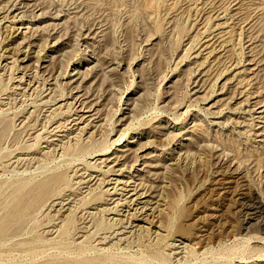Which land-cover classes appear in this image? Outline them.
I'll return each mask as SVG.
<instances>
[{
  "label": "rangeland",
  "instance_id": "1",
  "mask_svg": "<svg viewBox=\"0 0 264 264\" xmlns=\"http://www.w3.org/2000/svg\"><path fill=\"white\" fill-rule=\"evenodd\" d=\"M0 218V264H264V0H0Z\"/></svg>",
  "mask_w": 264,
  "mask_h": 264
},
{
  "label": "bare ground",
  "instance_id": "2",
  "mask_svg": "<svg viewBox=\"0 0 264 264\" xmlns=\"http://www.w3.org/2000/svg\"><path fill=\"white\" fill-rule=\"evenodd\" d=\"M14 16V15H13ZM21 28V27H20ZM26 30V29H25ZM23 37V36H22ZM21 42V41H20ZM23 50V49H22ZM55 50V49H54ZM25 51V50H24ZM24 54V53H23ZM24 56V55H23ZM19 57V56H18ZM17 57V58H18ZM47 58V57H46ZM49 60V59H48ZM82 66V65H81ZM76 68V67H75ZM76 73V72H75ZM77 73H78V71H77ZM22 76V75H21ZM29 79V78H28ZM78 83H79V81H78ZM78 95V94H77ZM76 99V98H75ZM60 106V105H59ZM90 115V114H89ZM88 116V115H87ZM79 117V116H78ZM84 117V116H83ZM81 118V117H80ZM90 118V117H89ZM86 120V119H85ZM83 121V120H82ZM22 122V121H21ZM87 122V121H86ZM85 124V123H84ZM88 124V123H87ZM47 146V145H46ZM210 147V146H209ZM137 148H139V147H137ZM138 151V150H137ZM171 153V152H170ZM172 156H173V154H172ZM31 157V156H30ZM178 156H176V158H177ZM136 158V157H135ZM174 158H175V156H174ZM16 159V158H15ZM36 159V158H35ZM104 158H102V160H103ZM106 161V160H105ZM36 162V161H35ZM100 162H102V161H100ZM114 163H115V160H114ZM132 163H135V162H132ZM170 163V162H169ZM168 163V164H169ZM174 163V162H173ZM176 163H178V162H175V165H176ZM170 164H172V163H170ZM118 165V164H117ZM130 165V164H129ZM133 164H131V166H132ZM178 165V164H177ZM232 165V164H231ZM119 166V165H118ZM117 166V167H118ZM123 166H126V165H123ZM130 167V166H129ZM171 168H172V166H170ZM175 167V166H174ZM177 167V166H176ZM122 168V167H121ZM125 168V167H124ZM169 168V167H168ZM173 169V168H172ZM117 170V169H116ZM79 173V172H78ZM60 176H61V174H59ZM97 175H95V177H96ZM91 177V176H90ZM98 177V176H97ZM122 177V176H121ZM45 179V178H44ZM111 179V178H110ZM114 180H112L110 183H112L113 185L111 186V188L112 189H115V188H117V185L119 184V185H121V186H119V189H122V190H126L125 192L127 193V194H129L128 196H134L135 198H140L141 196H142V194H143V192H138V190H136V186H134V187H129L130 185L128 184V182L127 181H122V180H120V179H118V178H113ZM129 179H130V177H129ZM64 180V179H63ZM62 180V181H63ZM100 180V179H99ZM131 180H132V178H131ZM57 181H59V179L57 178V177H50V178H48V179H46V180H44L43 182H40L41 184L39 185V186H37L39 189H38V191H36L37 193L35 194V197H37V196H39V195H41L42 193H44L45 191H47V188L48 187H50L52 184L54 185V183H56ZM85 181V180H84ZM89 181H91L90 179L89 180H86L85 182L86 183H88V188L90 189V186H92L93 184H91ZM132 182V181H131ZM134 182V181H133ZM37 183V182H36ZM92 183H93V181H92ZM135 183V182H134ZM60 184V182L58 183V185ZM131 184V183H130ZM22 185H24V183L22 184ZM35 185V184H34ZM52 185V186H53ZM56 185H57V183H56ZM86 185V184H85ZM108 185V184H107ZM129 185V186H128ZM133 185H136V183L135 184H133ZM52 186H51V189H52ZM55 186V185H54ZM53 186V187H54ZM84 186V185H83ZM20 187V186H19ZM28 187V186H27ZM31 187V186H30ZM110 187V186H109ZM33 188L34 187H32V189L31 190H33ZM19 189V188H18ZM29 189V188H28ZM24 190H26V189H24ZM37 190V189H36ZM54 190V189H53ZM121 190V191H122ZM18 191V190H17ZM22 191V190H21ZM28 191H30V190H28ZM50 191H52V190H50ZM31 192V191H30ZM34 192V191H33ZM18 193V192H17ZM17 193H16V195H17ZM32 193V192H31ZM35 193V192H34ZM19 194H21V192L19 193ZM23 194V193H22ZM47 194V193H46ZM30 196H32L31 194H29ZM28 195V196H29ZM14 196H15V194H14ZM24 196H26V195H24ZM30 196H29V199H30ZM44 196H45V194H44ZM43 196V197H44ZM16 198V197H15ZM21 198V197H20ZM19 197H18V199H20ZM23 198H27V196L26 197H23ZM33 198H34V196H33ZM28 199V198H27ZM26 199V200H27ZM42 199V198H41ZM13 202H14V200L13 199H11ZM31 200H33V199H31ZM130 200V199H129ZM22 199H21V202L19 201V203L18 204H23L22 203ZM25 201V200H24ZM81 201V200H80ZM114 201V200H113ZM12 202V203H13ZM28 202H30V201H28ZM27 202V203H28ZM37 202V201H36ZM116 202H117V200H116ZM25 203H26V201H25ZM25 203L23 204V205H25ZM26 203V204H27ZM118 203V202H117ZM8 204H10L9 202H8ZM15 203H13V205H14ZM29 204H33V203H29ZM57 205L58 204V206L60 207V209H62L63 207L64 208H67V207H65V205L67 204V202H65L64 204H63V202L62 201H60V202H54L52 205ZM12 205V206H13ZM146 205V204H145ZM144 205V206H145ZM249 205V204H248ZM255 205V204H254ZM22 206V205H21ZM20 206V207H21ZM29 205H27L25 208H27ZM68 206V205H67ZM109 206V205H108ZM15 207V206H14ZM18 207V206H17ZM63 208V209H64ZM68 209V208H67ZM255 209V208H254ZM65 210V209H64ZM64 212V211H63ZM66 212V211H65ZM9 214V213H8ZM5 216V215H4ZM3 216V217H4ZM64 217V216H63ZM2 218V217H1ZM0 218V219H1ZM3 219H5L6 220V218H3ZM9 219V218H8ZM12 219V218H11ZM2 220V219H1ZM6 222H7V220H6ZM4 223L5 222H3V223H1V225H4ZM6 224V223H5ZM1 225H0V227H1ZM7 225H9V220H8V224ZM158 226V225H157ZM5 227V226H4ZM5 229V228H4ZM115 232V231H114ZM125 232V231H124ZM118 234H124L123 232H120V230H119V232H117ZM114 235V234H113ZM121 237V236H120ZM181 248V247H180ZM183 248V247H182Z\"/></svg>",
  "mask_w": 264,
  "mask_h": 264
}]
</instances>
